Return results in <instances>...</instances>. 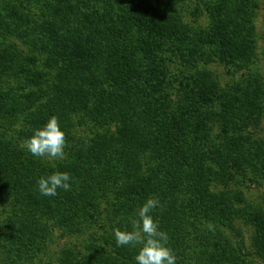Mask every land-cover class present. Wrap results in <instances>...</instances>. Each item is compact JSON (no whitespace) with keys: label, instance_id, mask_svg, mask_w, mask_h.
I'll return each instance as SVG.
<instances>
[{"label":"rangeland","instance_id":"374dc122","mask_svg":"<svg viewBox=\"0 0 264 264\" xmlns=\"http://www.w3.org/2000/svg\"><path fill=\"white\" fill-rule=\"evenodd\" d=\"M39 1L0 0V56L19 54L18 62L26 55L31 58L44 56L29 41L34 27L22 33L12 28L19 22L16 16L23 19L38 16ZM148 1L154 8V20L160 25L159 29L147 33L150 35L142 34L134 44L135 54L139 61L142 60L140 73H137L141 80L138 90L141 100L152 104L158 103L154 102L158 98L164 99V104L153 105L154 111H160L159 114L155 112V117H161L162 128L167 127L171 133L168 149L180 147L190 158L199 156V160L191 159L201 166L202 175L198 181H202L203 193L211 197L223 196L225 205H228L226 199L232 201V206L221 212L224 218L205 211L201 212L196 229L187 221L189 219L182 226L177 224L173 230L175 237H172L174 250L181 253L188 248V253L195 255L196 242L202 236L199 228H211L215 220L233 218L236 231L229 229L228 233L231 237L234 234L231 240L237 248L234 247V259L224 264H264V0ZM119 2L135 4L146 0ZM174 33L180 39L163 44ZM26 34L28 37H24ZM150 36L151 40H147ZM41 61L34 66L40 68ZM3 62L6 61L1 59L0 64ZM14 80L21 79H9L10 82ZM42 101L26 104L28 112L18 117L12 130L3 124L0 127L1 136L14 149L20 150L13 154L11 161L15 167L11 176L18 180V192L0 208V264H62L59 262L62 249L74 251L72 258L84 261L91 253L87 248L103 249L107 232L103 223L81 212L79 219L85 220L84 225L72 230L67 223L71 218L70 208H66L58 223L53 217L59 211L58 200L62 196L70 197L65 204L76 210H87L93 207L87 204L97 203L94 214L99 220H120L116 214L124 205L120 196L110 200L106 215L101 211L106 207L109 194H115L112 187L117 185L112 183L111 177L102 178L95 199L78 203L86 193L84 185L76 181L77 172L73 170L76 166L84 164L86 168L92 166L95 172H101L106 157L114 164L117 176L119 172V176L131 178H139L154 168L147 166L142 155L141 167L136 170L133 161L127 162L120 154L121 148L119 156L108 155L116 147L117 139L121 143L124 130L118 131L114 125L102 126L92 118L77 124L75 113L59 118L66 132L65 158H34L24 148L25 140L33 133L27 130L25 117L37 112ZM68 116H72L71 123ZM194 145L200 149L198 155L194 154ZM93 151L98 153L93 156ZM148 155L150 152L145 154ZM154 155L149 158L156 161ZM53 169L69 172L73 178L72 187L69 191L58 190L54 197L42 196L37 190V180ZM209 196L206 194L204 199ZM42 238H46L44 245H38L37 249L34 239Z\"/></svg>","mask_w":264,"mask_h":264},{"label":"trees","instance_id":"16d2710c","mask_svg":"<svg viewBox=\"0 0 264 264\" xmlns=\"http://www.w3.org/2000/svg\"><path fill=\"white\" fill-rule=\"evenodd\" d=\"M39 3L38 16H34V19L29 16L26 20L16 16L19 22H14L15 27H11L19 33L25 32L31 26L37 29V32L32 30V40L29 41H32L44 56L31 58L26 55L22 62H18L19 54L7 53V56H0V60L6 61L0 64V127L2 128L3 124L8 130H12L18 117L28 112L26 104L40 99L43 101L39 110L31 113L30 117H25L27 130L33 132L52 116L59 119L67 113H75L77 124L92 118L102 126L114 125L118 131L124 130L125 136L120 138L121 143L119 144L117 139L116 147H113L108 155L119 156L121 148L120 154L127 158V162L133 161L136 170L141 167L139 163L142 155L147 161V166L154 167L139 178H131L132 176H119V172L117 176L114 164L108 162L106 157L101 172H95L92 166L86 168L84 164L76 166L73 169L77 172L76 181L78 185H84L86 193L78 203L95 199V196L99 195L97 193L100 192L102 178L111 177L112 183L117 185L112 187L115 194H109L108 201L105 200L106 207L101 211L107 214L113 197H122L124 205L116 210L120 220L113 218L112 221L104 222L105 218L99 220L94 214L97 203L87 204L89 207L93 206L86 208L87 210H76L73 206L65 204L70 197H59V211L53 216L57 223L64 217L66 208H70L71 218L67 223L71 224L72 230L84 225L85 220L79 219L81 212L88 218L103 223L107 228L102 250L87 248V251L91 252L90 255L84 261H79L72 258L71 253L74 251L62 249L59 251V262L135 264L134 257L139 246L117 247L114 231L131 229L138 220V209L149 197L160 201L153 214L160 229L168 234V243L176 255L177 264H224L234 259L237 247L231 240L234 234L231 237L228 233L229 229L236 231L235 225L232 224L233 218L215 220L211 228H199L202 236L199 238L201 240L196 242L195 255L188 253V248L181 253L174 250L172 237H175L173 230L177 224L182 226V223L189 219L187 221L196 229L200 222L198 218L203 214L201 212L205 211L208 214L209 211L218 213L224 218L221 212L232 206V201L226 199L228 205H225L223 196L211 197L207 192L203 193V187L200 185L202 181H198L202 175L201 166L192 161L199 160V156L191 159L180 147L168 149L171 133L167 127L162 128L159 120L161 117H155L153 105L163 103L164 99L158 98L154 101L158 103L151 102L152 104L141 100L138 91L141 80L137 78V73H140L139 62L142 60L139 61L135 54L137 49L134 44L142 34L148 36L150 30L152 32L159 29L160 25L154 20V8L150 1L133 4L119 0H40ZM26 35L24 37H28V34ZM104 36L108 37L101 39ZM151 37L146 39L151 40ZM176 39L180 37L174 33L173 37L165 39L163 44H172ZM176 56L181 59L179 54ZM38 60H42L40 68L34 66ZM10 77L21 80L10 82ZM3 87L6 89L3 90ZM71 118L72 116L67 118L69 123ZM18 151L20 150L14 149L0 134V208L18 192V180L11 176L15 171L11 161L13 154ZM158 151L160 155H154ZM148 152L150 155L146 157ZM97 153L95 151L93 156ZM197 153H200V149L194 145V154ZM151 155L156 156L157 160L149 158ZM160 159L162 161H158ZM224 169L226 174L227 166ZM176 193L178 195H173ZM206 194L209 196L207 200L204 199ZM82 218L87 217L82 215ZM44 239L46 238L34 239L37 249L38 245L43 247ZM237 245L239 247V243Z\"/></svg>","mask_w":264,"mask_h":264},{"label":"clouds","instance_id":"9594fccd","mask_svg":"<svg viewBox=\"0 0 264 264\" xmlns=\"http://www.w3.org/2000/svg\"><path fill=\"white\" fill-rule=\"evenodd\" d=\"M65 147L66 132L56 116L33 130L24 142V148L34 158L48 160H63ZM72 182L69 172L53 169L37 180V190L42 196L54 197L58 190L69 191ZM159 205L157 198L149 197L138 209V220L131 229L114 231L117 247L139 246L135 264H177L176 255L168 243V234L160 229L153 214Z\"/></svg>","mask_w":264,"mask_h":264}]
</instances>
